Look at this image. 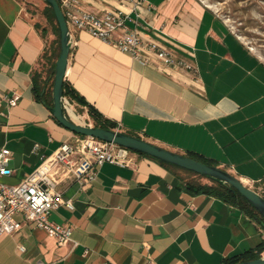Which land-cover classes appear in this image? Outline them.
Instances as JSON below:
<instances>
[{
  "label": "crops",
  "instance_id": "0c3cea01",
  "mask_svg": "<svg viewBox=\"0 0 264 264\" xmlns=\"http://www.w3.org/2000/svg\"><path fill=\"white\" fill-rule=\"evenodd\" d=\"M24 1L0 0V148L12 154L10 173L0 182L8 185L78 137L47 105L59 37ZM145 2L153 10H141L138 25L127 24L164 42L194 71L166 74L72 31L65 82L120 131L199 157L264 196V61L198 0ZM80 3L95 13L128 11L119 0ZM13 95L18 101L9 107ZM72 104L80 121L94 125L83 103ZM129 160L102 164L90 187L73 180L57 186L73 209L62 205L49 219L72 226L67 245L16 214L22 226L0 236V264H225L264 246V225L217 197L189 190L181 170L135 152Z\"/></svg>",
  "mask_w": 264,
  "mask_h": 264
},
{
  "label": "built area",
  "instance_id": "2783aa9c",
  "mask_svg": "<svg viewBox=\"0 0 264 264\" xmlns=\"http://www.w3.org/2000/svg\"><path fill=\"white\" fill-rule=\"evenodd\" d=\"M65 17L69 34L72 31H84L123 54L137 60L141 65L170 74L185 69L194 71L190 62L177 58L173 51L157 39L144 38L136 28H130L131 22L138 25L141 10H153L145 0H119L120 8L95 13L83 9L80 0H57ZM131 13L135 17H131ZM189 56H193L191 52ZM18 96L7 100L9 107L17 104ZM65 107L69 101L64 97ZM112 130L120 131V124ZM130 150L104 142L93 137L78 136L72 142H62L50 155L43 158L35 170L18 184L8 185L0 182V236L13 235L20 230L22 223L14 218L16 214L23 220L43 230L55 239L58 245L72 242V226L57 224L49 219L52 211L64 205L73 209L70 200H64L56 190L61 182L73 180L82 187H90L97 176V168L104 163L125 166L130 163ZM11 151L0 148V177L10 173L8 169ZM75 246V243L73 244ZM20 252L24 248L18 247Z\"/></svg>",
  "mask_w": 264,
  "mask_h": 264
},
{
  "label": "water",
  "instance_id": "95a60500",
  "mask_svg": "<svg viewBox=\"0 0 264 264\" xmlns=\"http://www.w3.org/2000/svg\"><path fill=\"white\" fill-rule=\"evenodd\" d=\"M41 1H43L48 7L52 9L59 33L60 50L54 66V76L51 91L52 107L49 108V111L53 118L61 126L74 134L84 137H93L104 142L113 143L130 151H135L161 162L177 166L179 168L194 172L198 175L205 176L216 182L228 184L240 195H242L258 211L262 219H264V196H261L258 192L244 184L232 173L215 165L203 163L186 155L167 150L151 142H148L145 139L127 134L122 131L95 127L91 125H82L74 122L66 110L63 97V83L65 81L68 57L71 48L69 29L58 1ZM262 225H264V222H262ZM234 264H264V256Z\"/></svg>",
  "mask_w": 264,
  "mask_h": 264
},
{
  "label": "rangeland",
  "instance_id": "374dc122",
  "mask_svg": "<svg viewBox=\"0 0 264 264\" xmlns=\"http://www.w3.org/2000/svg\"><path fill=\"white\" fill-rule=\"evenodd\" d=\"M203 5L213 9L223 20H225L241 40L254 52L262 61H264V0H198ZM27 6L31 7L33 12L43 17L47 24L55 30L53 23L47 18L48 12L44 8V3L40 0H26ZM56 31V30H55ZM57 34V33H56ZM58 37V34H57ZM75 113L79 114L78 109L73 105H67ZM69 113V112H68ZM82 125H91L93 123L88 119H81ZM189 180L209 183L205 178L192 175L190 173L179 171ZM16 219V215L14 216Z\"/></svg>",
  "mask_w": 264,
  "mask_h": 264
},
{
  "label": "trees",
  "instance_id": "16d2710c",
  "mask_svg": "<svg viewBox=\"0 0 264 264\" xmlns=\"http://www.w3.org/2000/svg\"><path fill=\"white\" fill-rule=\"evenodd\" d=\"M45 8H46V11L48 12L47 18L51 21V23H53L55 30H56V33L58 34V37H59L58 28H57V25L55 22V18H54L52 9L50 7H48L47 5ZM59 50H60V46L58 44V50H57V53L55 55V59H57V57L59 55ZM53 73H54V71H53ZM51 91H52V89H50V91H49V103H47L49 108L52 107ZM63 97L67 98V100L69 101L70 104H72V102H77V103H81V104L83 103L87 107L88 114H89L90 118L93 120L95 127H101V128H106V129H114L116 127L115 122L103 118L91 105H88L85 102V100L72 88V86H70V84L66 83L65 81L63 83ZM78 136H80V135H78ZM136 137H138V136H136ZM131 152H135V151H131ZM135 153H138V152H135ZM138 154L145 156L147 158H150L152 160H156V159H153L147 155H144L141 153H138ZM186 156L191 157L193 159H196L198 161H201L203 163L213 165V164H211V163H209V162H207V161H205L199 157L192 156V155H186ZM156 161L167 166V167L178 169V170L190 173L192 175L207 179L209 181V183H201V182H197V181H193V180H187L185 185L189 190H191L195 193H203V194L212 195V196L217 197V198L221 199L222 201H224L230 205L238 207L244 213H246L248 216L256 219L261 224H262V222H264V219H262V217L260 216L258 211L242 195H240L235 189H233L230 185L223 184L220 182H216V181H214L210 178H207L205 176L198 175L194 172L179 168V167L174 166V165H170V164L161 162L159 160H156ZM262 251H264V246H258L256 253H253L251 251H247L241 255L234 256L232 258L227 259L225 264H234L237 262L257 259V258H259V254Z\"/></svg>",
  "mask_w": 264,
  "mask_h": 264
},
{
  "label": "bare ground",
  "instance_id": "6f19581e",
  "mask_svg": "<svg viewBox=\"0 0 264 264\" xmlns=\"http://www.w3.org/2000/svg\"><path fill=\"white\" fill-rule=\"evenodd\" d=\"M68 112H69V115L71 116V118H72L74 121H80V120H79V117L73 113V111H72L71 108H68Z\"/></svg>",
  "mask_w": 264,
  "mask_h": 264
}]
</instances>
